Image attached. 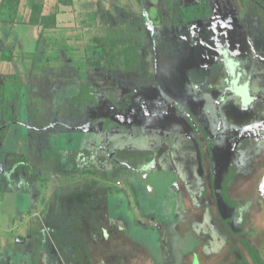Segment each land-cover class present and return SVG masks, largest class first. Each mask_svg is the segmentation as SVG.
Masks as SVG:
<instances>
[{"label":"rangeland","instance_id":"1","mask_svg":"<svg viewBox=\"0 0 264 264\" xmlns=\"http://www.w3.org/2000/svg\"><path fill=\"white\" fill-rule=\"evenodd\" d=\"M73 1L19 0L16 4L14 1L0 0V49L10 51L12 55L11 62L0 61V129L6 127L8 119L15 118L0 143V174L2 167H9L10 160L16 156H25L29 165L28 170H25L26 180L15 178L16 174L7 177L11 190H20L18 197L22 200L9 192V185L0 176V264H34V256L38 254L39 262L36 264H74L73 261L86 264L89 255L79 214L84 216L87 209H80L82 206L77 203L71 206V210L70 206L63 207V203L57 206V195H63V191L58 190L61 187L59 180L67 176L59 170H77L74 158L70 160L66 157L74 155L77 150L84 153L92 149L91 135L95 133L88 132L98 129L101 118L110 116L127 122L136 117L134 109L130 107L135 96L153 98L159 92V85L162 87L163 84L169 89L178 90L177 86L180 81L182 85L184 80L182 73H194L195 61L203 53L204 46L198 39L195 42V35L189 36L188 29L195 31L202 40H212L217 35V29L212 32L211 27L219 23L218 32L223 34L225 31V42H229V46L235 48L239 44L244 48L250 39L254 45L263 43L264 48V0ZM33 4L42 7L38 26L30 25ZM94 39H99L103 53L94 49ZM232 39L234 44L230 42ZM189 40L193 43H187ZM248 55L247 62L257 63L262 73L264 53L255 49L253 52L250 50ZM200 63H205V57L202 56V61L198 60ZM218 68L222 70V66ZM80 89L83 95L79 94ZM16 93V102L12 104L11 99ZM155 104L152 102V105ZM12 108L13 114L10 113ZM251 117L252 114L244 117L235 115L232 119L247 120ZM231 121L229 118L225 122ZM219 124L221 128L227 126H222V120ZM150 125L161 128L162 135L169 132L162 119H152ZM125 140L124 144L118 143L124 147L118 154L119 160L128 157L129 161L123 163L126 167L131 168L134 162L146 160L148 150L154 152L150 141L144 136H127ZM197 143L203 151V144L200 141ZM125 145H129L128 149ZM239 158V164L254 170L246 175H238L228 186L229 197L238 203L233 211L244 219L243 225L231 222L228 226L232 232H248L251 244L260 251L264 260V196L258 191L259 181L264 176V152H255L253 155L246 153L236 157ZM178 166L179 163H176ZM183 167L177 169L182 181L179 188H183V197L187 204L191 203L195 208H198L197 204L199 208L202 207L195 211L190 205L187 207L184 201L181 203L182 208H187V225L193 227L196 236L187 233L185 237H174L171 242L173 249L169 253L163 233L151 230L157 227L158 221L165 226L161 218L166 212L157 197L162 191L161 173L169 177L173 173L171 171H162L159 176L152 174L151 177L156 178L151 196L144 194L138 185L135 207L131 206L130 212L133 219L136 216L139 224L135 226L127 223L126 232L147 247L154 264H170V260L173 264H179L182 253L192 245L201 252L204 250L203 264H216L228 256L227 251L232 249V245L236 250L242 249V245L232 237L229 245L227 242H218L221 239L219 237L211 249V244L205 243L203 246L202 243L204 240L212 241L215 235L208 223L211 217L208 218L207 214L212 211L214 204L216 208L222 207L219 180L225 168L220 170L215 189L214 180L211 179L209 181L213 188L204 186L205 178H199L194 164L186 165V169ZM210 170L208 168L207 173L212 177L218 174L213 175ZM93 179L91 177L90 180ZM95 179L92 184L87 182L86 187L96 186L98 178ZM111 181L114 182V179ZM113 186L116 188L115 184ZM175 188L176 196L179 197V188ZM23 192L32 195L30 203ZM98 198L101 201L102 198ZM107 199L112 206L111 213H120L121 200ZM38 200H43L44 204H37ZM91 201L94 203L95 199ZM200 212L203 214V224L192 226L190 218L198 217L195 220L198 221L201 219ZM229 214L230 209L227 208L223 217ZM145 215H155L158 219L149 220L150 217ZM67 216L71 217L70 220L66 219ZM212 217L216 219L217 213L214 212ZM115 230L107 228L106 233L114 235ZM98 233L94 234L93 241L97 240ZM28 234L33 236L31 240L34 239L29 246L24 243L19 245L12 239L13 236L24 239ZM99 235L102 237L101 232ZM235 253L238 258L239 253ZM69 257L78 260L72 261ZM113 259L116 264H126L129 260ZM94 260L97 263L98 259ZM135 261L132 264H148L144 258ZM219 264L234 263L228 261Z\"/></svg>","mask_w":264,"mask_h":264},{"label":"flooded vegetation","instance_id":"2","mask_svg":"<svg viewBox=\"0 0 264 264\" xmlns=\"http://www.w3.org/2000/svg\"><path fill=\"white\" fill-rule=\"evenodd\" d=\"M214 29H217V35L216 37L213 36L212 40H202L201 36L195 34V31L192 32L191 29H188L190 32V34L188 33L189 36L192 37V35H195V42H197L196 39H198L201 45L203 44L204 51L198 56V60L202 61L203 56V58L205 57V63L201 65V63L198 64V60H196L195 66L193 67L194 73L186 75L185 72H183L184 80L182 85L180 81V85L177 86L178 90L176 88L173 90L169 89L167 85L163 84L164 86L162 85V87H160L159 85V88L157 87L159 92H157L153 98L149 99L141 95L140 97L138 95L135 96L136 99L130 103V107L134 109L135 118L126 120L127 122L120 121V119H113L110 116L101 118L102 120L98 125V129H92L88 132L95 133V135H91L93 137L91 141L92 149H87L84 153H82L83 151L81 150L74 152L76 155V157H74L76 160L73 161L74 164L80 167H87L86 170H90L95 176H98L100 172L113 171L117 169V165L123 164L119 160L120 156L118 152L121 150V147H124L120 146L118 143L121 142L124 144L126 141L125 137L132 136V138H136L138 136H144L145 139L150 138L148 139L150 145H152V149L157 147L158 154L154 150L152 158L148 155L146 160L138 161L134 167L131 166L130 168L125 166L129 170H132L131 173L133 175L136 174L139 176V181L133 180V182L126 183V186L132 190V204L134 205L136 203L135 193L138 192V185L141 186L144 194L146 193L148 196H151L155 190L153 181L156 178L155 176L151 177L152 174L159 176V173L162 171L167 173L169 171L173 172L169 177H165L163 175L164 173H161L160 188H162V191L160 192V196L157 197V199L160 200L162 209L166 212L161 218L162 221L165 222L164 224L166 227L158 222L157 227L151 229L154 233H163L162 236H164V242L165 240L167 241L169 253L173 249L171 242L174 237L175 239L185 237V235L182 236V232H186V234L189 233L194 237L196 236L193 233V227L190 228V226L187 225L189 222L187 208L185 206L182 208L181 206V203L186 200L183 197V188H179L182 181L179 179L177 173V169H183V166H185L186 169V165L190 166V164H194L199 178H205L204 186L207 185L213 188V186L210 185L211 181H209V179H211L212 181L214 180L215 189H217L216 182L218 175H220V170L222 167L225 168L223 176H221L222 181L219 180V188L223 201L222 207L217 206L216 208L214 204L212 211L207 214L208 218L211 217L210 222H207L215 235L211 239L212 241L204 240L205 243L211 244V249L219 237H221V239L218 242H222L223 244L227 242L228 245L230 244V237L236 238L240 245H242L243 240L250 242V235L248 232H243L242 230L239 232H232L228 226L231 222L238 226L244 224V219L233 211L238 203L229 197L228 186L233 183V180L238 175H246L252 173L254 170L252 167L239 164L240 158L236 159V157H241V155H246V153L248 155L252 153L253 155L255 152H264V70L261 73L257 63L251 64L247 62L249 57L247 54L250 50L253 52V50L256 49L264 53V48H262L263 43L259 42V44L254 45L250 39H248L245 47L243 45L244 48L239 46V44L234 48L233 45L229 46V42H225V39H227L225 31L223 34L218 32L219 23L211 27L212 32ZM204 32H207V30ZM200 33L203 34V31H200ZM184 35L186 34L184 33ZM180 37L182 38L183 36ZM230 42L234 44L233 39ZM187 43H193V41L189 40ZM194 53H196V51H194ZM197 53L199 54V52ZM262 61H264V57ZM219 66H222V70H219ZM152 102L156 104L152 105ZM143 104H145V106ZM248 114H252V117L247 120L246 118H239L236 119V121L232 119L235 115L244 117L248 116ZM229 118L232 120L231 123H226V119ZM152 119L158 121L162 119L163 125L168 126L167 129L169 132L162 135L160 131L161 128H155L150 125ZM221 120L222 126L225 124L227 125L226 127H220L219 122ZM218 127H220L221 130L220 128L218 129ZM173 133H177L179 138L177 136L174 138ZM77 135H80V133H77ZM197 141L203 144V151L199 149ZM164 145L166 148L163 151ZM127 146L129 145H125L128 149ZM161 150L162 154L159 160L163 158V162H160L162 171L155 173L156 168H158L155 158L158 159ZM201 154L202 157L200 159L199 157ZM67 156L71 158L74 155L71 154ZM228 156L229 159L227 158ZM21 158L26 157L21 156ZM220 158L223 159L221 160ZM12 160L13 159L10 160L9 167H5L4 169L2 167L1 169L0 176L4 177L5 184H8L7 177L11 174H16L15 178L20 177L24 180L27 178L25 172L17 173L15 170L12 171L10 168ZM176 163H179L178 167H176ZM182 163L184 165H182ZM245 167H247V169ZM208 168H211L209 172H213V175L218 174L212 177V175L207 173ZM225 181H227V183H225ZM116 185H119V182H117ZM95 187L97 188L99 186L96 184L94 188L87 189V196L88 194L89 196L90 194L92 196L94 194L96 198L100 196L102 198V206L106 203L104 200H106L107 195H104L100 188L96 189ZM175 187L179 188V194H177L179 197L176 196L177 189ZM4 188L5 187H2V189ZM9 192L15 195L17 199L22 200L18 197V194L21 193L19 189L16 190L13 188V190H11V185H9ZM223 194L225 196H223ZM24 195H27V198L22 196L23 199L26 198L30 203V201H32L31 199H33L32 195L30 196L29 193H24ZM104 197L106 198L103 200ZM14 198L15 197H12V199ZM56 199L58 201L57 206L59 203H63V207L70 206V210L74 203H80L73 194L70 195L67 191H63V195H57ZM87 199L91 200L92 198L88 197ZM97 203L98 202H94L93 204L96 205L95 207L100 208ZM197 206L198 208H194L195 211L202 209V207L199 208L198 204ZM226 207L230 209V214L223 217V214L227 213ZM90 209L91 208L87 209L84 216L79 214V222L81 227H84L85 231L90 230L87 224H97V222L101 223L102 221L99 211H92ZM201 212L199 213L201 219L198 221H195L198 217L193 219L190 218L192 226H198L200 223L203 224L204 220L202 219L203 214ZM214 212L217 213L218 216L216 219L212 217ZM90 213L93 215H88ZM145 217L147 216L145 215ZM148 217L150 216L148 215ZM153 217L154 216L150 217L149 220H153ZM67 218L69 219V216H67L66 219ZM192 222L195 223L192 224ZM101 233H104L102 235L105 237L106 229L103 231L101 230ZM205 236H207V234H205ZM205 236L202 235L201 237ZM25 238L22 239L21 237L13 236L12 239L17 244L19 243V245L25 244L27 246L34 240H31L33 238L31 234H28ZM27 240H29V243H27ZM199 250L198 247L193 245L188 247V249L182 253L179 264H203V259L205 258L203 254L204 250L202 252ZM36 251L37 245L33 251L34 255H36ZM235 251L239 253L238 258L236 257ZM199 252L202 253L201 261L199 260ZM227 252L228 256L226 258L223 257L225 259H221L219 263H227L229 261L234 264H244L242 259L245 254L240 248L236 250L232 245V249L229 248ZM39 255L40 254L34 256V259H36L34 264L39 262L37 258ZM74 264L79 263L74 262ZM170 264H173L171 260Z\"/></svg>","mask_w":264,"mask_h":264},{"label":"crops","instance_id":"3","mask_svg":"<svg viewBox=\"0 0 264 264\" xmlns=\"http://www.w3.org/2000/svg\"><path fill=\"white\" fill-rule=\"evenodd\" d=\"M73 2L74 1L72 0V3ZM170 136H172V135H170ZM176 136L178 137L177 133L174 134V138H176ZM148 139H150V138H148ZM163 147H164V149H163V151H164L166 147H165V145ZM153 150H155L157 153L158 149H157V147H155V148H153ZM161 154H162V150L159 153L158 159L155 158V162L157 161L156 166H158V168H156V170H155V173H159L160 171H162L161 170L162 166L160 165V162H163V158L159 160ZM147 155H149L152 158L153 152L148 150ZM74 157H76L75 154L71 158L66 157V159L71 160ZM75 160H76V158L73 159V161H75ZM120 160H121L120 162H122V163L129 161L128 157L120 158ZM137 162H134V164H132L131 166L134 167ZM76 168H77V170H74V171L59 170V171H61V173H65L67 176L60 178L59 181H60L61 187H58V190L67 191V193L69 192L70 195L73 194L74 197H76V199L80 202L78 204H79V206H82L81 209L85 210V209L91 208L90 210H92V211H99L101 218H102L101 223L97 222V224H94V223L87 224V225H89L90 230H86L84 232L85 247H86V249L88 251V255H89L88 259H86L87 260L86 264H101V263H103V264H116L113 258L129 259V260H127L129 262V264H132V262L135 260H136L135 261V263H136L138 261V259L144 258L148 264H154V262H153L154 259L150 256L149 252L147 251V247L144 246V244H140V240L136 239L132 234L126 232V228H125L127 223L134 224L135 226H137V224H139L138 222H136V218H135L136 216H134V219L131 216L130 207L132 206V208H134L133 207L134 205L132 204L133 193H132V190L128 186H126V183L133 182V180L139 181V176L136 174L133 175L131 173L132 170H129L123 164L117 165V169H114L113 171L100 172L98 176H95L92 171L86 170L87 167L76 166ZM110 174H112V177L110 176ZM114 176H116V178H113ZM91 177H93L94 179L98 178V181H96L95 184L98 183L97 185L99 187H97V188H100L101 192L104 195H107L106 196L107 198L118 200V202L121 200L119 203V207L122 206L120 213L115 214V215H113L111 213L112 212V206L108 204V199L106 197L103 198V200L106 198V200H104V201H106V203L101 206V201L99 202L98 198L94 197V194H93V196L91 194H90V196H89V194L87 196V189L88 188H94V185L93 186L88 185L86 187L87 182H90L91 184L94 182V179L90 180ZM112 179H114V182L111 181ZM95 180H97V179H95ZM117 182H119V185H116ZM113 184H115L116 188H114ZM183 193H184V191H183ZM88 197L95 199V202H98L97 205L99 204L100 208L95 207L96 205H94L92 203V201H91L92 199L91 200L87 199ZM86 200H88L89 202H87ZM42 201L43 200H41V201L38 200L37 204H39V202L41 204H44ZM189 205L192 206L191 203L187 204V202H186V206L189 207ZM193 208H195V207H193ZM127 213H128V215H127ZM88 215H93V214L90 213ZM120 215H121V217H120ZM149 216L150 217L154 216L153 220L155 218L158 219L155 215H149ZM127 217L129 219H127ZM69 220H70V218H69ZM124 220H126V221H124ZM147 221H149V220H147ZM105 228L106 229L107 228H110V229L114 228V229H116L115 230L116 232L114 235H111V236H110L111 233H106L107 237L106 236L104 237L101 233L102 237H100L99 234H100L101 230L103 231ZM96 229L99 230V233H98V230H96ZM95 233H98V236H97V240L93 241L92 239L95 236L94 235ZM182 233H183V235L182 234H180V235H182V236L186 235V232L185 233L182 232ZM150 235H153V233H151ZM150 235H148V236H150ZM102 238H103V240H102ZM243 241L249 243L252 247H254L251 244V242L246 241V240H243ZM243 241H242V243H243ZM91 244H92V247H91ZM204 244H205V241H203V246H204ZM94 248H96V249H94ZM254 248L257 249L256 247H254ZM241 250L245 254L243 256L242 261H244V263L246 261H248L249 264H252L251 259H250L251 257L249 256L248 251L243 247V245H242ZM258 252L260 254L259 250H258ZM260 256H261V254H260ZM69 258H71L72 261L75 259L78 260V258H72V257H69ZM95 258L98 259L97 263L94 260ZM221 259L219 261H221ZM127 261H126V264H128ZM219 261L216 264H218ZM73 263H74V261H73ZM78 263L80 264V262H78Z\"/></svg>","mask_w":264,"mask_h":264},{"label":"trees","instance_id":"4","mask_svg":"<svg viewBox=\"0 0 264 264\" xmlns=\"http://www.w3.org/2000/svg\"><path fill=\"white\" fill-rule=\"evenodd\" d=\"M6 1V0H5ZM9 1H14L16 4L18 3L19 0H9ZM137 2H140V0H136ZM41 10H42V7L41 5L39 4H33L32 7H31V14H30V25L32 26H38V19H39V15H41ZM94 42H96V45L94 47V49L96 51H98V53H103V48L101 47L100 45V42H99V39H94ZM0 61L2 62H11L12 61V55H11V52L10 51H4L2 49H0ZM79 94L80 95H83V91L82 89L79 90ZM17 93L14 94V96L12 97L11 101H12V104H15L16 102V99H17ZM13 112V108L11 110V114ZM9 121L5 124L6 127L3 129L0 130V143L3 142V138H4V134L7 130V127L9 125H11L12 122L15 121V118L14 117H11L10 119H8ZM10 168L13 170H15L17 173H24L26 172L25 170H28L27 168H29V165H28V162L26 160V158H21V157H16L15 159H13L11 161V166ZM243 247L248 251V254L249 256L251 257V262L252 264H264V261L263 259L261 258L259 252L257 249H255L254 247H252L249 243L247 242H244L242 243Z\"/></svg>","mask_w":264,"mask_h":264},{"label":"water","instance_id":"5","mask_svg":"<svg viewBox=\"0 0 264 264\" xmlns=\"http://www.w3.org/2000/svg\"><path fill=\"white\" fill-rule=\"evenodd\" d=\"M258 191H259V194H261L262 196H264V176L259 181Z\"/></svg>","mask_w":264,"mask_h":264}]
</instances>
